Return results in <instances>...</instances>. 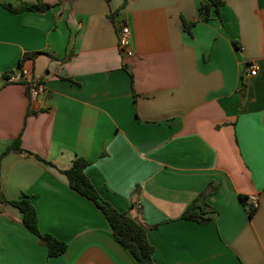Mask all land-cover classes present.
Segmentation results:
<instances>
[{"label":"crops","instance_id":"0c3cea01","mask_svg":"<svg viewBox=\"0 0 264 264\" xmlns=\"http://www.w3.org/2000/svg\"><path fill=\"white\" fill-rule=\"evenodd\" d=\"M43 1L13 14L2 4L35 0H0V264H137L69 187L61 171L77 157L100 198L146 230L153 264H264V0H224L206 21L204 0ZM18 135L23 152L2 155ZM204 191L210 222L182 220ZM23 198L63 254L49 258L7 204Z\"/></svg>","mask_w":264,"mask_h":264},{"label":"trees","instance_id":"16d2710c","mask_svg":"<svg viewBox=\"0 0 264 264\" xmlns=\"http://www.w3.org/2000/svg\"><path fill=\"white\" fill-rule=\"evenodd\" d=\"M223 3L224 0H204L199 7L201 20H208L212 13L219 16V11ZM2 5L13 14L22 12L43 13L51 7L50 4L45 3L43 0H35L34 3L21 2L17 6H12L10 4ZM192 26L193 23H183V28L188 34ZM40 54L42 53L36 52L23 55L22 60L18 62V69L21 68L23 59H33ZM9 152H23L20 148V135L8 145L2 155ZM88 164L89 162L87 160L77 157L72 161L68 169L61 171L65 175L69 187L80 196L94 203L110 226L114 240L130 253L137 264H153L152 255L154 253V248L147 239L146 230L128 215L117 211L109 203L100 198L84 172ZM207 194L206 191L200 193L198 197L184 209L180 218L182 220L196 222L200 225L209 223L211 220L210 216L214 211L205 203ZM0 202H3L1 196ZM7 204L17 208L21 212L22 223L32 234L40 239V242L47 249V256L49 258L57 257L65 252V243L58 241L48 234H41L39 232L36 212L28 199L23 198L9 201ZM254 211H249V217Z\"/></svg>","mask_w":264,"mask_h":264},{"label":"built area","instance_id":"2783aa9c","mask_svg":"<svg viewBox=\"0 0 264 264\" xmlns=\"http://www.w3.org/2000/svg\"><path fill=\"white\" fill-rule=\"evenodd\" d=\"M118 33H119L118 34V47L126 57H130L132 55V51L130 48L131 34H130L129 27L125 23H122L119 27ZM256 71H257L256 65L252 63L249 64V75L250 76L255 75ZM26 76H27V72L24 69H20L14 77H11L9 79V82L23 81L26 79ZM27 88L29 91V95L32 98H35L39 94L42 93V88L37 81H33V80L28 81ZM244 202L249 206L250 210H253V211L256 210L259 206V198L257 195H250L249 197L245 199Z\"/></svg>","mask_w":264,"mask_h":264}]
</instances>
